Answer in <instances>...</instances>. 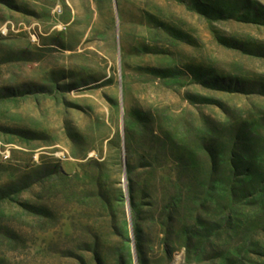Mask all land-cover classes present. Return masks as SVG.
I'll return each mask as SVG.
<instances>
[{
  "label": "rangeland",
  "instance_id": "obj_1",
  "mask_svg": "<svg viewBox=\"0 0 264 264\" xmlns=\"http://www.w3.org/2000/svg\"><path fill=\"white\" fill-rule=\"evenodd\" d=\"M0 264H264V0H0Z\"/></svg>",
  "mask_w": 264,
  "mask_h": 264
}]
</instances>
